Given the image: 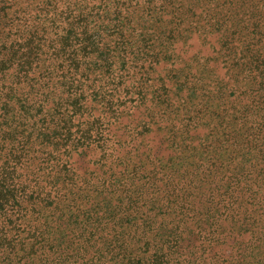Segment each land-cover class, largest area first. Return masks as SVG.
<instances>
[{"label": "trees", "instance_id": "obj_1", "mask_svg": "<svg viewBox=\"0 0 264 264\" xmlns=\"http://www.w3.org/2000/svg\"><path fill=\"white\" fill-rule=\"evenodd\" d=\"M0 264H264V0H0Z\"/></svg>", "mask_w": 264, "mask_h": 264}, {"label": "rangeland", "instance_id": "obj_2", "mask_svg": "<svg viewBox=\"0 0 264 264\" xmlns=\"http://www.w3.org/2000/svg\"><path fill=\"white\" fill-rule=\"evenodd\" d=\"M219 47V37L217 34H211L208 36L204 35H195L192 39L189 40L187 45L179 44L177 46V50L180 51L181 54H183L185 57L192 56L197 54L200 59H204L207 57L215 56L216 50H218ZM203 56V57H200ZM210 66L212 65L214 67V72L218 74L220 77H225L226 74V68L224 67L223 61L221 58L216 59L213 58L210 61ZM136 115L132 116L133 118H136ZM148 143L149 146H151L153 153L155 155L163 154L167 155L169 151L166 148V144L162 140V137L159 133H151L148 137ZM91 157V154L88 157H79L78 158V165L79 167L86 169L88 167V159ZM96 157L95 154H93V159Z\"/></svg>", "mask_w": 264, "mask_h": 264}]
</instances>
